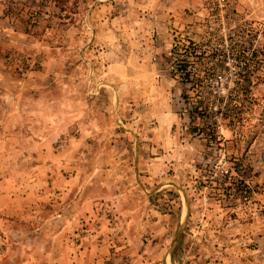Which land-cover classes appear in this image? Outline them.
Wrapping results in <instances>:
<instances>
[{
	"label": "rangeland",
	"instance_id": "374dc122",
	"mask_svg": "<svg viewBox=\"0 0 264 264\" xmlns=\"http://www.w3.org/2000/svg\"><path fill=\"white\" fill-rule=\"evenodd\" d=\"M0 264H264V0H0Z\"/></svg>",
	"mask_w": 264,
	"mask_h": 264
},
{
	"label": "built area",
	"instance_id": "2783aa9c",
	"mask_svg": "<svg viewBox=\"0 0 264 264\" xmlns=\"http://www.w3.org/2000/svg\"><path fill=\"white\" fill-rule=\"evenodd\" d=\"M216 2L220 5V4H225L227 0H216Z\"/></svg>",
	"mask_w": 264,
	"mask_h": 264
}]
</instances>
